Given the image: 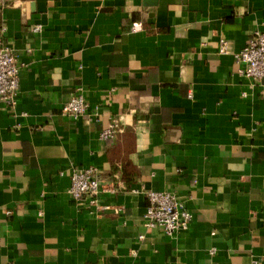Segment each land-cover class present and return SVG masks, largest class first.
Instances as JSON below:
<instances>
[{"label":"crops","instance_id":"1","mask_svg":"<svg viewBox=\"0 0 264 264\" xmlns=\"http://www.w3.org/2000/svg\"><path fill=\"white\" fill-rule=\"evenodd\" d=\"M0 30L23 64L0 103V264H264V80L233 56L264 0H0ZM90 166L114 189L99 208L68 193ZM146 190L187 229L144 228Z\"/></svg>","mask_w":264,"mask_h":264},{"label":"built area","instance_id":"2","mask_svg":"<svg viewBox=\"0 0 264 264\" xmlns=\"http://www.w3.org/2000/svg\"><path fill=\"white\" fill-rule=\"evenodd\" d=\"M35 30H38V26ZM219 52L223 54L227 52L225 40L220 41ZM233 56L239 65V74L253 81L264 80V32L253 30L244 46ZM22 65L12 49L3 43L0 30V103L8 106L16 103L18 74ZM89 111L91 110L88 101L80 88L61 107V113L71 120H77ZM91 114L96 116V109L92 110ZM120 131V119L114 117L106 127L100 130L99 139L107 142ZM103 191L113 192L114 189L102 183L95 168L91 166L80 168L71 173L68 193L75 200H85L91 206L99 208L98 198ZM145 198L147 206L141 217V225L144 228H159L170 237L187 229L192 214L186 208L184 201L175 194L168 191L146 190Z\"/></svg>","mask_w":264,"mask_h":264}]
</instances>
